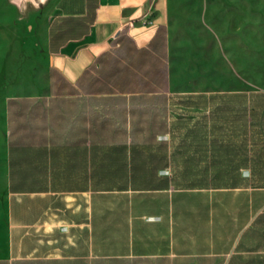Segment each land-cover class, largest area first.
I'll return each instance as SVG.
<instances>
[{"label": "crops", "instance_id": "0c3cea01", "mask_svg": "<svg viewBox=\"0 0 264 264\" xmlns=\"http://www.w3.org/2000/svg\"><path fill=\"white\" fill-rule=\"evenodd\" d=\"M169 2L0 0V264H264V96L210 97L264 90L189 84Z\"/></svg>", "mask_w": 264, "mask_h": 264}, {"label": "rangeland", "instance_id": "374dc122", "mask_svg": "<svg viewBox=\"0 0 264 264\" xmlns=\"http://www.w3.org/2000/svg\"><path fill=\"white\" fill-rule=\"evenodd\" d=\"M169 6L174 62L185 63L189 84L264 90V0H170Z\"/></svg>", "mask_w": 264, "mask_h": 264}, {"label": "water", "instance_id": "95a60500", "mask_svg": "<svg viewBox=\"0 0 264 264\" xmlns=\"http://www.w3.org/2000/svg\"><path fill=\"white\" fill-rule=\"evenodd\" d=\"M13 4L19 14L24 16L29 10H35L43 6L48 0H8Z\"/></svg>", "mask_w": 264, "mask_h": 264}, {"label": "trees", "instance_id": "16d2710c", "mask_svg": "<svg viewBox=\"0 0 264 264\" xmlns=\"http://www.w3.org/2000/svg\"><path fill=\"white\" fill-rule=\"evenodd\" d=\"M249 95H259V96H264L263 93L258 92V93H245V92H234V93H212L210 94L211 98H217V97H222V96H238V97H244V96H249ZM241 111H247V108L242 107Z\"/></svg>", "mask_w": 264, "mask_h": 264}, {"label": "built area", "instance_id": "2783aa9c", "mask_svg": "<svg viewBox=\"0 0 264 264\" xmlns=\"http://www.w3.org/2000/svg\"><path fill=\"white\" fill-rule=\"evenodd\" d=\"M129 25H132V23H129Z\"/></svg>", "mask_w": 264, "mask_h": 264}]
</instances>
